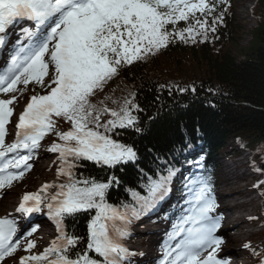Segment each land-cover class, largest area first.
I'll use <instances>...</instances> for the list:
<instances>
[{
  "label": "snow or ice",
  "instance_id": "1",
  "mask_svg": "<svg viewBox=\"0 0 264 264\" xmlns=\"http://www.w3.org/2000/svg\"><path fill=\"white\" fill-rule=\"evenodd\" d=\"M227 2L0 0V47L11 49L0 71V94L9 97L0 98V189L11 187L32 169L29 161L47 135L57 138L46 149L57 154V181L25 193L16 209L30 216L46 208L57 235L42 252L34 253L36 242L27 237L38 226L24 232L23 250L28 255L19 257V264H131L136 253L123 243L131 235L129 225L167 199L180 169L157 157L154 174L140 170L143 194L128 189L132 204L109 203L108 191L119 179L112 175L106 182L98 181L77 170L81 161L108 169L135 164V147L114 136L127 129L141 133L136 115L141 109L135 93L112 99L118 107H108L110 97L95 103L93 98L123 67L155 56L176 41H207L223 22L226 9L217 12ZM21 22L29 26L21 27L10 41V30ZM29 85L34 86L32 92L38 86L44 94L30 96L16 120L13 141L6 143L17 94L22 97ZM61 121L70 125L68 130H62ZM253 169L261 171L255 164ZM181 191L183 205L173 207L176 220L158 264H229L218 258L225 241L217 235L221 217L213 215L218 205L210 179L202 173L185 176ZM81 213L90 214L86 237L67 226V220ZM18 231L22 230L15 219L0 218V264L21 248ZM243 247L264 264V249L257 252L247 243Z\"/></svg>",
  "mask_w": 264,
  "mask_h": 264
},
{
  "label": "trees",
  "instance_id": "2",
  "mask_svg": "<svg viewBox=\"0 0 264 264\" xmlns=\"http://www.w3.org/2000/svg\"><path fill=\"white\" fill-rule=\"evenodd\" d=\"M258 4L257 25L243 51L244 58L239 59L229 47L237 43L239 26L234 24L233 8L227 2L217 12L219 15L226 9L223 22L204 43L176 41L155 56L123 67L114 76L117 86L124 83L133 87L143 129L139 134L119 130L117 138L131 142L142 157L115 173L122 182L134 183L141 174L139 169H146L144 161L170 150L182 141L184 130L194 134L198 126L210 142V157L224 154L235 136L251 148L264 143V0H258ZM114 85L107 83L93 100L110 97L106 103L115 106L111 102ZM179 88L186 90L180 92ZM81 164L77 171L84 176L100 179L108 173V169L92 162ZM260 164L264 167V160ZM133 188L138 190L137 185ZM122 192V186L110 188L107 198L114 201ZM84 223L77 218L72 224L79 236H83Z\"/></svg>",
  "mask_w": 264,
  "mask_h": 264
},
{
  "label": "rangeland",
  "instance_id": "3",
  "mask_svg": "<svg viewBox=\"0 0 264 264\" xmlns=\"http://www.w3.org/2000/svg\"><path fill=\"white\" fill-rule=\"evenodd\" d=\"M234 1H235L234 7L236 10V17H237L239 24L241 25V28L237 36L235 37L236 38L235 41L237 43H232L233 46H229V47H231L230 49H232V52L236 54V56L239 59H242L244 58L243 51H245V48L248 47L253 37V34H252L253 27L256 26L257 24V19H255V17L251 14L252 12L251 7L254 5V2L256 1V4H255V12H256V10L258 11L259 4L257 3L258 0H234ZM18 87L23 88L24 86L19 85ZM33 87H34L33 85H29L28 90L25 91L22 97L20 96V94H17L18 102H16L13 105L14 117H13L12 126L8 125V127H10V131L13 134L16 131L15 129L16 120L18 119L19 113L22 112L23 106L26 105L27 100L30 98L32 94L39 93L36 90V87H35V93L32 92L31 89ZM121 88H126V86L121 85ZM66 126H69V125L66 123H63L62 121L60 122V127H66ZM35 154H37V156L40 155L44 157V159L40 160V165L36 168L31 169L30 172L28 171L22 179L17 180L15 182L13 181L12 186L10 187L11 188L10 190H14V196H11V199H13L14 201L18 200V196L22 198V196L25 193H28L30 190L34 189L36 186H39L45 181L51 179L54 174V163L53 162L55 161L54 157L56 156V153H51V152H46V151L39 152L38 150ZM247 155L248 157H251L250 154H247ZM32 160L29 162L32 163L33 162ZM241 160L243 161V164H238V162ZM49 162L50 164H52V166L46 167ZM253 164H254L253 161L250 159L245 163V156L243 157L238 156V158L237 157L225 158V160L222 163L221 174H220L221 184L219 188L217 189V192L215 193V196H216L215 199L217 201V199L221 197L222 199H224L225 201L224 203L226 205L229 206L231 204H235L236 206L233 211L235 213V216L230 217V219H228L229 222L227 221L226 223L235 224L238 218L241 219L242 221L243 219L245 220L243 225H241V227H238L239 230H237L239 235L245 232V234L242 236L243 238L242 239L239 238L237 233H235L234 231H230L231 235L235 234V240L233 241V237H231L230 239H226L225 242L222 244V248H221L223 252L228 250V247H231L233 250V249H236L238 245H241V244L244 245L246 243L250 244L251 248L253 249L252 245L256 244L257 242L261 243L262 241H264V232L257 231L261 227H264V225L262 224L263 222H258L257 220L256 222L257 225L255 223L254 224L250 223L251 222L250 217L263 216L262 213L258 212L259 207H257L258 202H260L261 196L258 198L259 192H257L255 189L253 190L255 186L254 184L255 178H253L254 180L251 178L260 177L259 172L253 169ZM244 173H247V174H244ZM245 181L247 182L245 183ZM230 195H233V196H230ZM242 195L253 197L255 200L247 201V198L249 197L241 200ZM221 202L222 201L216 202L219 207L215 209L214 213H218L220 209L223 208L224 205H222ZM233 212L232 210H228L227 212L228 217L231 216ZM221 225L222 226L218 229L217 235L223 236V238L225 236H229V234H227L228 230L224 229L226 224L221 222ZM249 232H252L251 235H246ZM55 236H56V233L54 231L51 233L50 237L53 238ZM43 240L44 239H42V243H43ZM21 245H22L21 248L18 249V251L14 254L18 259V261H14L15 264H19V257L28 255V253L23 250L24 243ZM44 245L45 244H40V247L41 246L44 247ZM249 252H251L252 254V251L249 250ZM250 260L253 262V264H257L254 256L253 258H250ZM12 261H13V257H8L6 258L5 262H3V264H11Z\"/></svg>",
  "mask_w": 264,
  "mask_h": 264
},
{
  "label": "bare ground",
  "instance_id": "4",
  "mask_svg": "<svg viewBox=\"0 0 264 264\" xmlns=\"http://www.w3.org/2000/svg\"><path fill=\"white\" fill-rule=\"evenodd\" d=\"M6 143H7V138H6ZM39 165H40V161L39 160L35 161L33 164V168H36ZM229 178H231V177H229ZM10 189L11 188L2 189L0 192V218H3V216H4V217H9L11 219L17 220L18 218H21L24 215H22L21 213H18L16 211L18 204L16 201L11 199V196H14V190H10ZM230 196H233V195H230ZM227 204H229V203H227ZM235 207H236L235 204H231L229 206H226V209L224 211L225 216L226 215L228 216V214H227L228 210H232V212H233ZM232 216H235L234 212L229 217H232ZM244 221H245L244 219L242 221L241 219L238 218L235 224H237L238 227H241V225H243ZM30 229H31V226H27V227L23 228V233L30 230ZM146 230H149V228H146ZM23 233L20 235L21 240H24ZM40 235H41V233H39V231L37 230L35 233H33V235L31 237H27V238L28 239L34 238V237H37ZM137 247L138 246L136 245L135 248H137ZM136 251H140V248H137ZM241 251H242L241 249H235L234 254L240 253ZM13 260L17 261V257H14ZM234 260H235V264H240V261H239L240 259H238L236 257ZM14 261H12L11 263L15 264ZM245 264H247V263H245Z\"/></svg>",
  "mask_w": 264,
  "mask_h": 264
}]
</instances>
